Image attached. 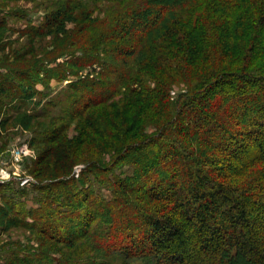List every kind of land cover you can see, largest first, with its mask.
I'll return each instance as SVG.
<instances>
[{
  "label": "trees",
  "instance_id": "16d2710c",
  "mask_svg": "<svg viewBox=\"0 0 264 264\" xmlns=\"http://www.w3.org/2000/svg\"><path fill=\"white\" fill-rule=\"evenodd\" d=\"M47 8L18 31L65 37L31 59L0 60V122L83 119L86 139L113 150L88 157L78 177L74 164L72 173L46 171L29 213L5 200L0 212L13 224L73 250L30 245L16 262L264 264V0H52ZM70 76L58 104L28 107L49 95L53 78ZM178 77L189 86L173 96ZM118 95L133 115H160L155 133L113 142L104 131L117 127ZM107 103L110 115L98 117Z\"/></svg>",
  "mask_w": 264,
  "mask_h": 264
},
{
  "label": "rangeland",
  "instance_id": "374dc122",
  "mask_svg": "<svg viewBox=\"0 0 264 264\" xmlns=\"http://www.w3.org/2000/svg\"><path fill=\"white\" fill-rule=\"evenodd\" d=\"M52 0H0V8L7 11L1 12L12 13L8 15V26L11 29H0V60L31 59L36 55L53 49L61 38L65 37L60 33L45 36H30L19 32L29 21L39 24L44 18L46 11H50L48 4ZM74 25L70 24L69 28ZM15 29V30H14ZM2 72H5L2 69ZM76 79L70 76L64 82H58L52 79L50 82L49 95L43 99L35 96L28 102L30 109L43 110L45 102L54 99L55 103H59L58 99L65 97L64 90L70 81ZM188 81L185 78L178 77V80L172 81V95L184 92L188 89ZM39 90H44L42 83L37 84ZM39 100L41 103L36 105ZM53 100V99H52ZM113 104H116L118 115L116 117V128L105 126V133L113 135L112 139L117 146L121 145L122 140L126 142L137 140L139 134H152L157 130L160 115L156 116L150 112L142 115H133L132 109H125L126 100L123 95H118ZM112 102V101H111ZM110 103V102H109ZM105 104L96 108L95 114L99 117L109 116L111 104ZM63 104H65L63 102ZM53 112H58L59 105L51 108ZM15 112L11 110L10 115ZM1 119V118H0ZM85 120L75 119L64 124L61 121H53L50 118H30L25 115H16L6 122H0V209L5 210L4 203L7 199L10 203L16 205V210L29 213L30 210L36 209L40 193L34 187L39 180L42 179L46 171L57 172L66 170L68 174L74 164V174L79 176V172L84 167L83 163L89 159L88 157L98 154L99 157L107 158L113 150L110 143H105L102 139L90 141L86 139L84 133ZM114 125V124H113ZM53 129L49 133L47 130ZM96 142V143H95ZM104 142V143H103ZM73 149V156H66L64 151ZM107 152V153H105ZM73 160H75L73 162ZM130 169L128 167H124ZM118 172L121 170L118 169ZM72 173V171H71ZM70 173V174H71ZM94 188L99 193L109 194L107 189H100L98 185ZM32 221V218H27ZM33 247H52L54 249H62V252H68L70 256L71 250L66 246L59 244L53 240H49L46 235L35 229L25 228L18 224H13L11 220L0 212V264H18L15 259L16 254L24 255L21 249L26 246ZM54 256H61L57 253ZM121 257H115L108 264H123ZM134 261L132 264H137Z\"/></svg>",
  "mask_w": 264,
  "mask_h": 264
}]
</instances>
